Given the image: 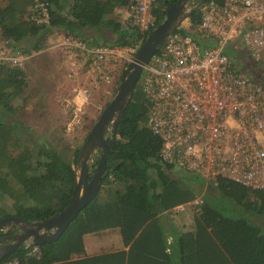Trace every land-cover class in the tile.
Returning a JSON list of instances; mask_svg holds the SVG:
<instances>
[{"label":"trees","instance_id":"obj_1","mask_svg":"<svg viewBox=\"0 0 264 264\" xmlns=\"http://www.w3.org/2000/svg\"><path fill=\"white\" fill-rule=\"evenodd\" d=\"M39 1L48 3L47 22L31 18L34 0H0L3 36L24 54L46 48L54 32L89 46L109 47H136L150 32L124 26L115 13L131 0ZM175 1H155V26ZM200 15L199 8L188 18L196 24ZM104 31L110 36L105 38ZM26 84L23 69L0 64V201L11 202L2 203L0 218L37 221L67 205L81 147L70 157L20 119ZM148 112L149 103L137 84L116 127L97 196L57 240L21 246L0 264H264V191L228 178L207 184L161 162V141L147 125ZM92 165L94 172L97 159ZM199 195L202 202L190 204ZM180 205L197 210L190 228L177 227L169 216ZM109 228L118 229L124 248L86 255L84 235ZM34 247L37 251L30 253Z\"/></svg>","mask_w":264,"mask_h":264},{"label":"built area","instance_id":"obj_2","mask_svg":"<svg viewBox=\"0 0 264 264\" xmlns=\"http://www.w3.org/2000/svg\"><path fill=\"white\" fill-rule=\"evenodd\" d=\"M155 1L131 0L115 13L124 26L142 34L155 27ZM32 9L34 20L48 21L47 2L34 0ZM200 11L198 23L186 17L176 26L140 74L149 103L147 125L161 141L159 159L207 184L228 178L264 191V0H208ZM54 44L32 53L65 45L78 50L73 57L80 58L85 51L90 72L106 83L111 81L110 58L123 50L134 55L139 47L89 46L73 37ZM28 56L0 27V64L23 69ZM76 72L72 62L69 76ZM75 91L88 94L86 88ZM60 105L70 118L66 130H74L79 104L64 98ZM201 197L190 204H200Z\"/></svg>","mask_w":264,"mask_h":264},{"label":"rangeland","instance_id":"obj_3","mask_svg":"<svg viewBox=\"0 0 264 264\" xmlns=\"http://www.w3.org/2000/svg\"><path fill=\"white\" fill-rule=\"evenodd\" d=\"M29 10L30 13H32V15L30 14L32 18V6L29 7ZM58 34V32L51 34L48 37L47 43L50 44V41L52 40V42H55L54 40L57 38ZM110 34L111 32L108 31H104L102 33L105 38L109 37ZM55 48L50 47L49 50L42 51L40 53L27 54L29 56L25 60L23 68L27 76V84L23 92L26 99L23 105L24 107H22L23 110L20 109L18 116L26 125L31 126L36 133L45 135L52 144L59 146L60 149H63L66 152V155H70L71 157L73 150L77 146L81 147L93 123L112 98L120 81L122 70L134 57V55H131L129 51L123 50L119 53V55L114 56V58H110L111 67L109 70L111 69V79L115 72L113 85L110 87L108 92L106 91L103 93V96L101 93L95 92V88L92 90L88 89L86 99L84 98L83 102L79 104V106L82 107L79 118L80 123L75 126L74 130L67 131L66 122L70 120V118L65 112H61L62 107L60 102L64 98L71 99L72 101L75 100L69 96L70 93L68 92H58L57 86L60 82L67 80L68 86H72L77 82L79 85H82L85 81H87V79L89 80V77L86 76V69L84 70L82 62L81 65H78V72H76L75 75L69 76L71 64L68 59L65 58L62 60L63 65L60 66L57 60L61 54H59L58 50ZM227 51L230 52L229 50ZM81 57L83 59L86 58L87 53L85 51H81ZM57 65L58 67H56ZM96 79L98 84L103 82L98 77ZM137 84L138 87H140V80H138L136 85ZM77 102L79 103L80 101ZM14 104L18 106L19 101L15 99ZM92 163L93 162H91L90 166L91 172H93ZM2 203L11 204L9 200H5L3 202L0 201V206ZM196 211L197 210L194 205H186L181 208L177 206L169 213V216L175 222L177 227L190 228L192 225L193 213ZM113 230L114 229L107 231L108 233L100 231V233H97V231L87 236L86 244L88 250L101 252L109 248H117L121 241L120 237H117L115 233L117 232L116 229L114 231ZM25 246L27 247L28 244L26 243Z\"/></svg>","mask_w":264,"mask_h":264},{"label":"water","instance_id":"obj_4","mask_svg":"<svg viewBox=\"0 0 264 264\" xmlns=\"http://www.w3.org/2000/svg\"><path fill=\"white\" fill-rule=\"evenodd\" d=\"M208 0H176L169 5L163 19L145 37L134 57L121 72L117 88L103 108L84 139L77 158L76 179L67 205L56 215L43 220L29 221L16 216L0 218V231L16 229L23 231L12 236L10 249L0 259L21 246L42 245L57 240L78 213L97 196L106 167V157L115 146L116 127L132 99L136 83L143 67L158 51L166 37L193 10L201 8ZM107 137H109L107 139ZM97 165L90 175L91 162L96 156Z\"/></svg>","mask_w":264,"mask_h":264},{"label":"crops","instance_id":"obj_5","mask_svg":"<svg viewBox=\"0 0 264 264\" xmlns=\"http://www.w3.org/2000/svg\"><path fill=\"white\" fill-rule=\"evenodd\" d=\"M63 39H66V37L62 34V33H59L58 34V36H57V38L54 40L55 42H52V41H50V42H52V43H55V44H57L58 42H61ZM57 42V43H56ZM54 44V45H55ZM53 48H55V47H53ZM55 49H57L58 50V52H59V54H61V56L59 57V59L57 60V62H58V64L60 65V66H62L63 65V63H62V60L63 59H65V58H67L68 59V61H69V63L71 64L72 62H74L75 64H76V67H77V69H78V65H81V62L83 63L82 65H84V70L86 69V76L87 77H89V80L87 79V81H85V83L84 84H78V82L76 83V84H73L72 86H68V80L67 81H63V82H60L59 84H58V86H57V91L59 92V91H62L63 93H65V92H68V93H70V95L69 96H71L72 97V99L74 98V100L77 102V101H80L78 104H80V103H82L83 102V99L85 98L84 96H82L81 95V93L80 94H77L76 93V91H75V88L77 89V88H80L81 90L83 89V88H86L87 90L88 89H93V88H95V92H99V93H101V95L103 96L104 94L103 93H105L106 91L108 92V90L110 89V87L113 85V83H114V80H115V72H114V74H113V72H112V74H113V77H112V79H111V81L109 82V83H106V82H102L101 84L99 83L98 84V82L96 81L97 79V77H96V75H94L93 73H91L90 72V70H89V68H90V66H91V63H90V58L89 57H86V58H82V57H80V58H78V57H73V52H77L78 50H76V49H73L71 46H65L64 45V47H62V48H60V47H58V48H55ZM49 50V49H48ZM58 52H57V54H58ZM79 52V51H78ZM73 57V58H72ZM66 59V60H67ZM68 63V62H67ZM56 67H58V65L56 66ZM106 97V96H105ZM86 99V98H85ZM24 107V106H23ZM80 109H82V107H80ZM22 110H23V108H22ZM61 112L62 113H64V111L63 110H61ZM111 229H116V231L117 232H115L116 233V235H117V237H120V235H119V232H118V229L117 228H109V229H105V230H102V231H100V232H105V233H108L107 231H109V230H111ZM113 230V231H114ZM99 231L97 232V233H100ZM93 233V232H92ZM91 233H87V234H85L84 235V237H83V241H84V250H85V254L86 255H88V256H91V255H96V254H100V253H104V252H111V251H116V250H119V249H122V248H124L123 247V244H122V241H121V238H120V245L117 247V248H115V249H113V248H109V249H107V250H105V251H101V252H95V251H89L88 250V247H87V244H86V237L87 236H89ZM110 235V234H109ZM112 235V234H111ZM101 241V240H100ZM105 241V240H104ZM106 242H107V240H106ZM100 243V242H99Z\"/></svg>","mask_w":264,"mask_h":264},{"label":"flooded vegetation","instance_id":"obj_6","mask_svg":"<svg viewBox=\"0 0 264 264\" xmlns=\"http://www.w3.org/2000/svg\"><path fill=\"white\" fill-rule=\"evenodd\" d=\"M109 137H107L108 139ZM98 158V155L96 156V159ZM93 172L90 171L89 178L92 177ZM23 231L16 229H10L8 231H3L2 235L0 236V256L4 254L7 250H9L11 247L10 245L13 243L12 236L18 233H22Z\"/></svg>","mask_w":264,"mask_h":264}]
</instances>
